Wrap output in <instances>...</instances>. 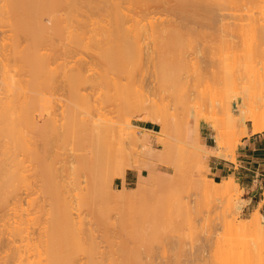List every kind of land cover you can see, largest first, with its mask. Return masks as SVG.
Returning a JSON list of instances; mask_svg holds the SVG:
<instances>
[{"label":"bare ground","instance_id":"6f19581e","mask_svg":"<svg viewBox=\"0 0 264 264\" xmlns=\"http://www.w3.org/2000/svg\"><path fill=\"white\" fill-rule=\"evenodd\" d=\"M219 1L220 0H218L217 1L218 3H217V2H214L213 0H0V31L3 34H5V36L1 37V39H0V215L3 214L1 216V218H0V222L3 219L5 220L6 216L9 217L7 214H9L11 211H12V213L14 215H16V216L18 215L17 216L18 219H16V220L14 219V218H16V216L13 217V219H14L13 222L10 221L11 219L8 220L9 222H7V219H6L4 224L0 225V240H4L5 239V240H8V242H9L8 243L9 244L8 245V250H5L6 252L4 251L5 254H3L2 250H1L2 252H0V264H36V263L40 264L39 261L31 262L30 257L28 256L29 257V259H28L27 254H26L27 253L26 251H28L26 249V247L30 248V246H31V244H30V246L28 244L26 245V241H27V239H30L31 242H32V238H30L31 236L29 237L30 233L29 234L26 233V231H27V229H26V220H24V219H26V218H24V215L26 214L25 213L26 209L23 206L22 201L20 199L21 198L20 196L22 194L21 191L24 188H25L24 189L25 191H26V188H27V190L30 187H31V189H33L32 188L33 185L31 186V184H29V186H28L27 183L25 182L26 179H28V177H26V176H28L26 174V170H27L28 166L24 167V166H26L24 158L28 155V153H29V157L30 156L33 157V155H31V151H33V150H34L33 151L34 152V157H37L35 159H39L40 160V163H39L40 165L38 163L37 164L40 167L39 169H41L40 172L42 173V175H40V176L41 177L43 176V179H44V180L42 179L43 180V182H42L43 186L40 184L41 182L39 183L40 186L43 187V188H41V189H43L41 191H44L45 197L48 196L47 198H49L51 200L52 207H53V209L52 208L51 209L53 210V212H55V215H56V217H55V215L52 217L51 216L52 211L49 212L46 209H44V210L47 211L46 214L50 213L49 214V216H50L49 224L50 223L54 224V228H52V229H54V230L57 229V232L50 230L51 233L55 232V234L53 233L54 234L53 236H52V234L50 235L48 228L53 227L52 226L53 224L52 225L50 224V226L47 227L48 232H46L47 233L46 236L44 235L46 237V238L45 237L44 238L47 239V242H46V240H44L45 244L47 243V245H45L46 246L45 247L46 248L45 252H46V254H48L45 257L48 256V257H50V259L52 258V260H50L47 257L49 259V261L47 259L46 260L48 262H50V264H52V261H53L54 264H143L142 261L139 262V260L137 259V258H140V257H138L136 255L137 253H139V252H136V251L133 253L131 251L128 252V251L122 250L123 253L121 255H118L119 257L118 256L114 257L113 255H115V254L111 255V254L108 253L109 255L106 254L107 256H105V254H104L105 252L101 253V251H100L101 246H99L97 241H95L96 238L93 237V236H95L94 234H92L94 232H91L88 229V232L89 231L91 232V234L90 233L89 234L91 235L92 238L89 237L90 235L87 236V235L84 234V233H86V228H87L86 226H84V222H85V225H86L87 220L86 221L83 220L84 222L82 221L83 222V224H82L81 221H80V215H78V214H77L78 215L77 219H79V221L81 223V227H80L79 223H78V226L81 229L82 228L84 229L85 227L86 228L84 230L82 229L84 232L81 231L80 229H79L80 231L75 232L73 230L74 221L76 219L74 214L76 213L75 210L77 208H75L76 207L75 204L73 206V200L75 201V199H76L75 203L79 204L80 207L81 206L83 207V205H86V204H88L90 202H93L95 200H100L103 197L105 198V196L109 193V191L112 192V191L115 190V189H113V181L116 179V177H119L120 175L122 176L124 174V172H118V174L117 173L113 174L112 171L109 172L113 168L110 169V167L109 168L107 167L108 169H105L104 166H103L104 161H106L105 162V164H106L107 160H108V158L104 160V155H105V158H106V156H108V155L110 156L113 153V151H112V147L113 146H112V143H111L112 140L109 139V137L110 136H113V137L119 136L121 138L122 135H124V128L122 127L123 125L122 126L120 125L118 127H117V125L115 126L114 124L117 123L118 121L115 122V121L111 120L112 118L111 119L109 118L110 120L107 119L108 116H109L108 114H107V117H106L105 121H108V120L111 121L110 123L109 122L108 123L110 125H114V126H110L107 122H105V124L103 122V124H102L101 120L93 122L94 114L96 112V109L98 108L97 107L98 102H97V104L95 103L96 105H94V100L92 101L91 98L89 99V97H90V95L94 96L95 93L98 95L97 92H100V91H97L99 86L96 85L97 86V89L95 90L96 92H94L93 87H91V89H93L94 95H92L91 92H90L89 96L86 95L88 91L87 92L85 91L86 94H82L80 92V88H82V89L84 88V90L87 89V84L89 83V87L94 85V82H95L96 79L100 80V82H102V84H106L107 85L108 79L105 77V75L107 77H109L108 73H111V74H113L116 77L118 76L117 79L123 77L120 74H126L127 75L129 73V74L132 75L133 73H135V69H137L143 63V59H144V57H143V55H144L143 54V48L144 47L142 48V46L144 45L145 42H148V41L153 42L154 48L152 47L153 49L152 48L151 49L155 50L156 54L160 50L162 52V55H159L160 52L158 53L159 56L157 55L158 57L161 58L158 61L159 62L158 65L156 63L158 68L155 67L156 65L153 64L154 68L155 69L157 68V73L158 74H156V75H157V77L159 76L160 80H162V82L160 81L161 83H163V82L167 83V81H169L173 77L174 78L171 79V81H174L176 79H181L182 80V78H186V77H184V75L185 76L187 75V77H190L191 79L193 78L192 77L193 75H196L198 77H205V79H207V81L204 80L206 85H207V86L205 85L206 86L205 88L208 87L209 89H212V90L214 89V91L217 90V92L216 91L215 92L217 94H221L222 95V96L219 95L220 98H219V96L216 98L215 97L216 93L213 94V95L211 94L210 96L214 97L215 100L217 99L216 101L209 97L210 98L209 99L210 100L209 103L211 104L212 102L213 103L215 102L214 103L215 107L216 108H220L219 109L220 111H218V113L216 112V114L219 115V116H218V118L216 117L215 119L218 120L221 117L220 114L222 113V111L225 112V110H226L225 113H227L229 111L231 115L230 114H229L230 116L228 114L227 115L225 114V115L229 116V118H231L232 120L229 119L228 117H225L224 113L222 114V117L220 119H222L223 116H224L225 119H223V121H225L226 123L228 122V124H230V125L233 124V123L231 124V122H236V123L240 122V123H242L243 128L241 129L239 136L236 138V140L233 142V144L228 145L227 139L223 140V138L220 137L221 135H223L222 133L220 135L219 133L221 132V130H218V129H220L219 127L221 125H220L219 120L218 121L216 120L215 122L216 123L219 122L217 124L220 125L219 127H217L218 129L215 128V130L217 132V135L215 137L216 138V144L215 145H216L217 148L216 149H212V148L207 147L206 144L204 143V141L202 140L201 135H200L199 126H198L199 123H198V125L195 126L198 129L195 128V130H194V129L191 128L193 126V125L191 126V124L192 123L195 124V122H193V120L194 121L196 120L198 122V120H197L198 118L197 119H192V120L188 119V121L190 120V122H188V121L186 122V121L183 120V119H185L187 117L186 115L183 116V117L182 116L181 117H179V116L176 117V115L180 114L179 113L180 111H179V112H177L178 114H176V115H174L171 112V115L172 114L174 115L173 118L169 117L168 121L165 120V119H167L168 116H170L169 113L171 111V107L174 106L175 110L172 109L174 112H176V110L178 111L179 108L181 110V108H182L181 104L183 103V99H182L183 95L179 99H178L179 96H177V98L175 97L174 99L172 98L171 101H172V103L174 102V104L172 106H171L172 103H170L171 101H169L170 98L169 99L164 98L163 99V103H160V104L158 103V105H157V103H156L157 101L156 100L154 101V99L152 100V98H150L151 101H149L148 100L149 96L146 98L145 97L146 95L144 96L142 94L143 93L142 92L141 94L143 95V97L140 94V97L138 98L139 99V103H140L139 105L141 107L140 110H142V112L139 111V113L141 112L142 115H143V113H144V115H146L147 112H148V114H150L152 112V114L155 115V114H157L155 112H158V113L160 112V114H162V112H164L162 114V116L163 117L166 116V118H162L161 117L162 118L161 119V123L162 124L161 123L160 124L164 128L163 129L161 127L162 128L161 130L163 132H165L166 129L167 130H166L165 133H161L160 132V134H164V136L167 137L172 132L171 130H174L172 133H173L174 136L176 134V137H177L176 139H178V136H180V134L182 136L179 137V138H181V139L185 138V135H184L185 134V130H184V132L182 131L183 133L181 132V130L185 129V128H182L181 130H180V128L182 126H184V124H185L184 122H186L187 124L190 123L189 125H187V127H189V128L186 127L187 128V130H186L187 137H186V142L184 143L185 144V148H186L185 149L186 150L185 151L186 154L188 153V156L189 155L193 156V157L192 156L190 157V160H191V158H193L194 159L193 162H194L196 160V158H194V156L198 155L199 153H200V156H201L200 158L201 159H208L212 155L218 156V157H222V156L225 155V153L222 151L224 145H226L227 147L231 146L235 150V148L240 143V140L242 138H244L247 135V133H248V126H247L248 122L251 123V128L253 129V131L255 133L264 132V79H263L264 78V27H259V25L261 26V23L259 22V18L256 20V21L259 22V24L257 26H254L256 28H254L253 29L254 31H252V32H254L253 33L254 34V36H253L254 37V41L252 42V44H251V46L249 47V50H248L249 58L248 57L247 58H248L249 61L247 60V63L248 62L249 63L247 65L243 64V62H242V58L244 59L245 56H246V54H242V53H244L243 52L244 51L243 48H241L243 51L238 50L237 47H236V44L234 43V39L232 40V38L230 37V39L227 40V38H229V37H227V36L226 37L225 36L222 37L223 33L220 31L219 35L217 33L218 36H216V34H215V36L221 38V41H223L222 39H224L225 43L224 42H222V43L225 44V45L223 44V47L224 48L226 47V48L225 49L221 48V50L219 48L217 49V51L219 50L218 52L221 51L220 52L221 55H220L219 58H215L216 55L212 56V58L214 57L216 60L215 59L214 60L210 59V61L209 60L206 61V59L204 60V58H202L203 60L201 61V59L199 58L197 61H200V62H196V63L192 62L193 64L190 63L192 67H190V64H187V65H189L187 67L190 68V70H188L189 72L185 71L183 73V70L186 68L185 67L182 70L181 73H179L180 70L178 71V73H177L178 75L174 74V72L172 73L175 76L177 75L176 78H175V76H172V74H171V78L170 79H169V75L170 74H167L168 76L166 77V71H167V69L169 67V63L165 64V63H167L166 60H168V61L170 60L171 62L170 61L169 62L171 64H174L175 60L174 61L171 60L173 58H172V56L170 54L172 53V51H175V49L183 47L182 44L185 42L183 40L185 35L186 34L190 35L191 32L194 31V30H192V28L190 26L191 23H194V24H197V25L198 24H202L205 27L206 23H208V22H210L211 24L215 23L216 26L220 22H222L220 25L224 24L223 26H226V28L228 26H229V28L233 27V26L235 28V26H236L237 27L236 29H239L240 25H238L239 26L238 27L237 23H236V25H232V22H231V24H227L226 23L227 25L225 23H223L225 18L229 16L228 14H227L226 17L223 16V18L220 19L219 18L220 16L218 15L219 16L218 17L215 14L216 12L213 13V11H212L213 2H214V5L221 4V5H219L220 8L222 6H224L223 4L225 3V1L223 0L224 1V3L222 2L223 4L221 2H219ZM236 1L237 0H235V2ZM240 1L238 0V3ZM245 1L247 2V0H245ZM245 1L243 3H246ZM250 1H253V0H250ZM228 2H230V1H228ZM233 2H232V4H233ZM258 2H262V1L259 0ZM263 3L264 2H262V5H263ZM258 4H259V6H261L260 3H258ZM218 5L216 6L217 8L219 7ZM228 5H230V4H228ZM225 6H224V8H225ZM241 6H238V7L240 8ZM254 6L253 5H252V7L250 6L251 9H249V10L252 11L253 10L252 8ZM256 7H258V6H256ZM84 8L86 9L87 12L91 13V16L89 15V13L84 11V12H86L88 14V16H87L85 21H82L85 18L81 17L83 19L80 20L82 22L79 23L78 18L84 13L82 11ZM162 8H163V10L166 11V14L168 13L169 16L170 15L171 16L174 15V16L178 17V19L180 18L181 19V23L179 24L176 20H173V19L172 20H165V19L161 20L160 18H157L158 17L157 16L158 15L157 11H159V9H162ZM224 8L222 10H224ZM227 8H228V6H226V8H225L226 11H227ZM235 8L236 7H234L233 10ZM243 8H245V7H243ZM231 9H228V11H230ZM260 9H262V7L259 8L258 10L260 11ZM79 10L81 11L82 14H80V16L78 17L77 15H78V12H80ZM237 10H239V9H237ZM244 11H245V9H244ZM86 13H84V15ZM200 13H202V16H201ZM220 13L222 14V12H220ZM235 13L237 14V11H235ZM250 13L252 14V12H250ZM250 13L249 14L246 13L250 18L251 17L253 18L254 16H255L254 18L258 17V16L254 15V14H253V16H250L251 15ZM94 15H98L99 17H101V19L98 20V21H94V20L92 21ZM214 15H216L218 18H216ZM239 15L243 16V14H239ZM257 15H259V13ZM174 16H172V17H174ZM242 16H239V17H242ZM259 17H260V19L264 18L263 16L261 17V14H260ZM163 18H165V17H163ZM230 18H228V19L226 18V19L229 20ZM247 18L248 17H244V18H242L240 20H243V19L246 20ZM216 19H220L222 21L218 20L219 21V23H218V21L216 22ZM245 20H243V21H245ZM248 20H249V18H248ZM76 21L78 22V24H81V25L76 27L77 26V22ZM75 22H76V26H75ZM252 22L254 24L250 22L251 24L249 23L250 24L249 26L255 25V24L258 23V22L255 23V19ZM202 25H201V27H202ZM263 25H264V22H263ZM199 27H200V25H199ZM231 30H233V29H231ZM244 31H246V30H244ZM252 32H250V33L252 34ZM200 33L203 34V32H200ZM238 34L236 36H238ZM248 36L250 37V35H248ZM246 37H247V35H246ZM86 38L89 39L91 47H92V43L94 44V49H92L95 52L94 53L95 54L94 58H97L100 61L101 64H104V67L107 70V73L106 74L104 73V76L102 75L103 74L102 72H101L102 74H100L98 71H97L98 78H95V75L97 73H95V75L93 74L94 76L91 75L89 73V71H92V70L96 71V69L95 68L94 69H90L91 63L84 62V59H82V60H77L76 59L77 61L75 60V61H71L70 62V61H67L68 57H69L68 58L69 60L71 59L70 55L67 57V53H64L63 55H61V57L58 54L56 43H58V46H59V42L68 41V43H67L68 46H69V43L71 44L70 48L72 47V44L74 43V46L71 49V51H72V50H74V47L76 46V43H79V42L85 40ZM240 40H242V39H240ZM240 40H239V42H240ZM89 42L86 41L88 46H89ZM213 42H215V40ZM226 42L229 43L228 46H227ZM86 43H85V45H86ZM250 43H251V41L249 42V44ZM190 44H191V42H190ZM215 44H216V42H215ZM60 46H61V44H60ZM63 46H64V44H63ZM209 46H210V44H209ZM80 47H82L81 44H80ZM64 48H66V45H65ZM75 48H78V47L76 46ZM204 49L205 48H203V50H202V48H201L200 50H202V52H203ZM208 49H206V50H208ZM213 49L215 50V47ZM222 49L224 50V53H223ZM244 49L247 50V48H244ZM44 50H46V52H43ZM48 50H49L50 53L48 52ZM60 51H62V50H60ZM72 52H71V54H72ZM153 52L154 51H152V53ZM208 52H211V51H208ZM91 53H93V52H91ZM149 53H151V52H149ZM155 53H153V54H155ZM153 54H150L151 56L148 55L147 56L148 58L146 57L147 60L149 59V57H151L152 61H155V59H154L155 57L153 58V56H152ZM205 54L207 55L208 53L205 52ZM206 55H205V57H207ZM185 58H182V61ZM60 59L63 61V62L61 61L62 63H59ZM79 59H81V58H79ZM91 59H92V57H91ZM189 60H190V58H189ZM96 61L94 62V64L95 63L98 64V62H96ZM152 61H150V62H152ZM244 61H245V59H244ZM241 62H242L243 66L241 65ZM102 66H100V64H99V69H100V67L102 68ZM141 66H140V68H141ZM104 67L102 68V70H104ZM145 67H147V66L145 65ZM61 70H62V72H61ZM106 70H104V72ZM57 71H58V73L60 71L59 75H61L62 78L60 76H58ZM108 71H111V72H108ZM87 73H89L88 75H90V76H88V75L86 76ZM155 73L156 72H154V74ZM160 74H163L162 78H160ZM180 74L181 75L183 74L182 75L183 77H181ZM135 75H133V76H135ZM152 75H153V73H152ZM133 76H131L129 78L130 81H131V78ZM56 77H58V79H59V77L62 80L64 79L61 83H62V85H64V87L66 86L65 88L68 87L67 90L68 89L69 90L67 91L65 89L66 93H67V96L66 95H64V96L66 98L63 95H61V97L58 95L60 98H58V99L52 98V99H55V101L52 103L51 101H48L47 99H45V97L50 95V98H51L52 95L53 96L55 95L56 89H58L57 86L54 85V87H56V88H53L54 89V94H52L53 91H51V88H49V87H53L52 83L53 84H55V83L57 84V82H59V80H57ZM153 77H156V76H153ZM164 77H165V79H164ZM245 78H246V80H245ZM55 79L57 81L54 83ZM186 79H189V78H186ZM191 79H189V82L187 80V83L192 88H196V86L193 87V85L198 83V82L195 83L197 78L196 77L194 78L196 80L193 79L194 80V84L192 83L193 85L191 84V82H193V80H191ZM98 80H96V82H98ZM171 81L169 83H171ZM100 82H98V83L101 84ZM132 82L133 81H131L130 83H132ZM134 83H135V81H134ZM134 83H132V85H134ZM126 84H128V81H126ZM136 84H138V83L136 82ZM165 85L166 84H164V86ZM82 86H84V87H82ZM96 86H94V87H96ZM107 86H110V84H108ZM139 86H141V85L139 84ZM60 87H59V89H60ZM128 87H129V85H128ZM131 87L133 88L134 86H131ZM165 87H168V86L166 85ZM215 87H218L220 89L219 90H218V88L215 89ZM48 88H49V90H48ZM122 88H125V85ZM205 88L203 87L202 89H204V90H202V91H205V93H206V90L208 88L207 89H205ZM44 89H46V91ZM62 89L64 91V88H62ZM119 89L117 90V92H116V90L114 91L117 94H119L118 96H116V94H115L116 99H115V97L114 98L112 97V98H113V100H118L120 98L118 100L120 102V101H122L124 95L128 92V89L130 90V88L124 89V90H127V92L125 94H124V92H125L124 90H123L124 92L123 91L118 92ZM42 90H44L45 92L44 91L42 92ZM103 90H105V89H103ZM136 90L137 89H135V93H134L135 96L134 97L138 96L139 93H140V92L137 91L138 94H136ZM194 90L195 89H193V91ZM256 90H257V92L255 93ZM214 91H213V93H214ZM46 92H47V96H44V95H46ZM110 92L111 91H109V94H110ZM208 92L210 93L209 90L207 91V93ZM49 93H51V94H49ZM57 94L58 93H56L55 97L57 96ZM106 94L107 93L105 92V96H106ZM97 95L95 97H98ZM121 96H123V97H121ZM142 98L144 99V101L142 100ZM232 98H234V100ZM100 99L101 98L98 99V101H100L99 103L104 104L105 100L103 99L104 100L103 101L102 99L101 100ZM127 99H129V98H127ZM130 99H131V102H132L134 98L133 99L130 98ZM56 100L60 101V103H59L60 105L58 104L59 105L58 107H61V109L63 108L64 111L66 110L65 112L62 111L63 113H61L62 117H65L66 121H67V122L65 121L66 122L65 124H64V122H63V124L60 123L62 126L60 124L59 125L56 124L58 121H60L59 119L57 120V118H59L58 117L59 115H57V113H56L57 111L55 112V110H57V108L54 107L58 103V101L56 102ZM125 100L126 99H123V101H125ZM179 100H180V102H179ZM184 100H185V98H184ZM186 100H187V97H186ZM136 101L134 99V103ZM185 101L183 103L184 106L186 104ZM189 101H191V99ZM193 101H195V97H194ZM128 102H130V101H128ZM143 102H145L144 104H146V105H144ZM201 102H204V101H201ZM201 102H200V106L202 104ZM149 103H151V104H149ZM152 103H154V104H152ZM197 103H196L195 110L197 108ZM53 104H55V105H53ZM107 104H108V101H107V103L105 105H107ZM120 104L117 103L118 106ZM142 104L144 106H142ZM210 104H208V106ZM100 105H99V108H101ZM105 105H103L104 108H105ZM117 105H113V106L116 107ZM124 105H128V104L124 103ZM124 105H123V107H124ZM133 105L129 104L128 107L127 106L126 107H127V109L128 108L129 109L133 108L134 110L137 109V112H138L139 108H137V106H138L137 102L135 103L134 107H130V106H133ZM176 105L177 106L179 105L181 107H179V106L177 107ZM192 105H194V104H192ZM110 106H112V104H110ZM121 106H122V104H121ZM203 106L204 105H202L200 107V109ZM56 107H57V105H56ZM109 107H107V110H106L107 113H109L108 111H111V110H108ZM143 107H145V108H143ZM175 107H177V108H175ZM211 107H212V104H211ZM215 107H212V108H215ZM189 108L191 109V107H189ZM133 109H131V110H133ZM185 109H186V107H185ZM205 109H202V110H205ZM51 110L53 111L52 112L53 113V117L56 116L55 119L52 118L54 121L56 120L53 123H55L57 125V127L59 126L58 129H57L56 125H55V128H54V125L51 123L52 124L51 125L52 128L51 127L50 128H51V130H54L51 133L54 134L55 130L59 131L60 127L63 130V131L61 130V133H60V131L59 132L57 131L54 134L56 136L57 141H59V142H57V143H55V142L53 143L52 142V143H53V145L56 144V148H58L57 144L59 145V143L63 144V142L67 143L68 141H70V145H71L72 140H74L72 143L75 142V145H76L75 149L72 146L74 144L69 146L68 144L65 143L64 146L68 145L67 146L68 149H66L65 151L66 152L69 151L70 147H71V149L74 150V153L72 155H75L76 152H77V154H76L77 157L76 156H73V157L77 158V163L79 161L81 163L80 165H82V164L84 165V166L82 165L83 167L82 166L79 167V169L80 168L85 169L86 171H82V172L85 173L84 176L86 174H88V176H85V177L89 178V179L88 178L87 179L84 178L85 180H89V181H84V182H86L85 183L86 186L84 185L85 187L82 186L84 183L80 179L81 174H80L79 178L75 177L76 179H74L75 180V185H76L75 187L72 186L73 184L71 182H65V180L67 178H69V176H67V175H66V179L64 180V182L62 181V179H64L63 177L61 179V182H60V180H57L58 177L55 178V176H59L58 172L63 170V169H60V170L58 169L59 170L58 171L56 169V167H55V169L58 172L55 170L56 172L54 171L53 175H52L51 171L54 170L52 167L54 166V162L57 163L56 162L57 160L53 162L52 161L53 159H52L50 162L51 163L53 162V165L52 164H51V166L47 165V163H48L47 160H46L47 163H45V161H44L45 158H47V157L43 158V155H42L43 160L40 158L41 154H43V152L40 154L39 153V149H37L38 152H36V150L34 149L33 146H31L30 144H27V140H30L29 138H31L32 136L27 137L26 136V132L28 130H30V129H34V131H36V128L39 126L38 124H41L40 122H42L41 119H43V118H45L46 116H49V115H50V117H52L51 116V114H52ZM198 110H199V108H198ZM208 110L210 111V108H208ZM186 111H184V112H186ZM199 111H201V110H199ZM209 111H208V114H209ZM99 112L100 111H98V113L96 112L97 116H95L96 118L94 120H98L99 115L102 113V112L101 113H99ZM112 112L113 111H111L110 113L112 114ZM181 112H183V110ZM201 112H199V113H201ZM59 113H60V110H59ZM64 113H65L66 116L63 115ZM104 113H103V115H104ZM122 113H123V111H121L120 114H122ZM126 114H129V113L127 112ZM189 114H190V112H189ZM189 114H188V117L191 116ZM142 115H141V117H142ZM217 115H214V116H217ZM123 116H124V114H122L121 118ZM126 117H124V118H126ZM135 117L137 118V116H135ZM175 117H176V119H174ZM195 117H197V116H195ZM65 118L63 119V118L60 117V119H63V120H65ZM180 118H183L182 121H180ZM226 118L229 121H227ZM47 119H49V117L46 118V121L43 120L44 122H42V125H46V126H48V124L50 125V123L48 122ZM100 119H103V118H100ZM104 119H103V121H104ZM63 120H61V122ZM169 120L171 121V123H169L170 122ZM176 120H177V122H176L177 125H173ZM51 121L52 120H50V122ZM165 121H166L167 125H163V123ZM223 121L221 120V123ZM45 122H46V124H45ZM212 122L214 123V121H212ZM111 123H113V124H111ZM180 123H181V126H180ZM168 124H170V126H168ZM63 125H66V126H63ZM166 126L170 127V129L168 127L165 128ZM175 126L179 127V128L175 129ZM44 127L45 126H43V130L44 131L42 129H41V131L47 133V131L50 130L49 126L47 127V129H45ZM39 130H40V128L38 129V131H36L35 136L37 137V134L39 133L40 136L38 135L39 136L38 138H40V137H42L41 139L46 138L45 133L42 134V132H41V134H40ZM168 130L171 131V132H168ZM196 130H198V131H196ZM34 131H32L33 133L31 135H34ZM130 132H128V133H130ZM177 132H178V135H177ZM29 133H30V131H29ZM51 133H50V135H51ZM57 133H59V135L62 134L63 137L65 136L64 138H66V135H67L68 140L66 139V140H63V142H61L60 140H62V138L59 139V135L57 136ZM166 133L168 135H166ZM171 134L168 137L169 138L172 137V138L175 139V137L173 135H171ZM42 135H44V137ZM129 135H131V134H129ZM129 135H128V137H132V139H135V138H133V137H135V135H133V134H132L133 136H129ZM183 135H184V137H183ZM106 137H107V139H106ZM124 137H122V139ZM168 137L160 139V143L162 144L165 152L169 153V154H172L173 160H174V157H178L179 156L178 158H180V155L183 152L182 153H181V151L178 152L177 148L181 147L182 150H183L184 149L183 148L184 144L182 143L183 145L181 144L182 145L181 146L179 144V142L181 140L178 139L179 141H175V142L178 143V147H177L174 144L175 142L173 143L174 140L173 139H169ZM33 139H34V136H33L32 140ZM108 139L111 140V141H109ZM32 140H31V143L34 144V142H36V141L33 140L34 142H32ZM43 140H45V139H43ZM102 140H103V143L101 144V147L102 146L103 147H102V150L100 152H102L103 149H105L107 147V142L106 141L109 142L110 146L108 145V147H110L111 150L108 149V150H110L108 152L109 154H104L105 151H103L102 153L104 155L102 153H100V152H99L100 155H97V153L95 154L93 152L100 146L99 143H101ZM147 140H148V138L146 139V141ZM171 140H173V141H171ZM45 141L46 142L42 143V145L44 144V146L47 143V139ZM104 141L106 143H104ZM117 141H119V139ZM146 141L144 142L145 144L147 143ZM137 142H139V141H137ZM137 142H136V144H137ZM182 142H184V141L182 140ZM38 143H39V141H38ZM28 145H30V146L28 147ZM47 145L48 144H46V148L48 147ZM148 145H150V144L148 143ZM49 146H50L49 148L51 149V147H52L51 144H49ZM61 146H63V145H61ZM104 146H106V147L104 148ZM28 148L30 149L29 151H27ZM63 148L62 147L60 148L61 151L58 149V152L60 151L62 153V149ZM124 148H126V147H124ZM50 149L48 150V148H47L45 150L46 153H47V150L49 152ZM98 149H101V148L99 147ZM149 149H151V148L149 147ZM173 149H175V150H173ZM176 149H177V152H175ZM54 150L56 151L57 149H54ZM73 150H70L69 152H71V151L73 152ZM123 150H125V149H123ZM26 151H27V153H26ZM80 151H82V154L80 153ZM97 151L98 150H96V152ZM149 151L150 150L146 151L147 154H149V155H147L148 159L154 160V156H152V154H150V153H153L152 150L150 152ZM173 151H174V153H173ZM78 153L81 155V157L78 156ZM176 153L178 154V156H176L177 155ZM186 154H184V156L182 158V161H183V159L184 160L188 159L187 158L188 156ZM128 155H127V157H130ZM182 155H181V157H182ZM21 156L23 157V159L21 158ZM38 156H40V157H38ZM119 156H120V152H119V155L117 157H119ZM147 156H146V158H147ZM236 156L237 155H236V153L234 151L228 156L229 157L228 160L233 161V160L236 159ZM54 157H56V154L54 155ZM78 157H79V159H78ZM111 157L112 156H110L109 160L119 164L118 163L119 161L117 160V158L114 157V155H113L114 158L113 157L111 158ZM122 157H124V156H122ZM80 158H82V159H80ZM87 159H91V161H89ZM94 159H96V161H94ZM176 159L177 158H175V161H176ZM83 160L86 161L85 162L86 164L83 163ZM116 160L118 162H116ZM158 160H160V157H159ZM161 160L159 162H161ZM173 160L171 161V163H174ZM180 160H181V158L177 159L178 162H176V164H175V168L176 169L178 168L177 171L180 170L179 169L180 165H181ZM29 161H31V160H29ZM111 161H109V162H111ZM123 161L124 160L120 161V164L122 166L120 167L119 170H121L123 168V164H122ZM129 162H131V161H129ZM191 162H192V160H191ZM196 162L197 161H195V163ZM26 163L28 165V161ZM35 163H34L33 166L37 165V164L35 165ZM41 163H43V164H41ZM108 163L106 164V166H108L110 164V163L109 164ZM135 163L138 165V168L140 169V165L141 164H139V160H136ZM146 163H148V166L144 167L143 170L148 172L151 169L150 167H151V165L153 163H151V162H150L151 164L149 162H146ZM179 163H180V165L178 167ZM195 163H193V164H195ZM131 164H133V163H131ZM162 164L164 165V163H162ZM72 165L73 164H71V166ZM76 165H79V164H76ZM129 165H127V166L129 167ZM43 166L46 167L47 169L43 168ZM168 166L169 165H167V167ZM72 168H73V166L71 167V170H73V172L75 173L74 168L73 169ZM76 168L77 167H75V169ZM117 168H119V167H117ZM125 168H126V166H125ZM147 168L149 170H147ZM67 169H70V166H68ZM36 170H37V168H36ZM36 170H35V172H36ZM116 170L117 169H115L114 171H116ZM123 170L124 169H122V171ZM194 170H195V167H194ZM77 171L78 170H76V173H77ZM40 172H38V173H40ZM48 172H50V173L48 174ZM64 172H67V174H68L67 170L64 171ZM150 172H151V170H150ZM24 173L26 174V176L24 175ZM27 173H29V172L27 171ZM31 173H32V171H31ZM59 173H62V172H59ZM77 175L78 174H75V176H77ZM147 175L148 174H144V175L140 174V176L145 180V182H146V180L147 181H150L151 179L155 180V179L151 178V176H147ZM50 176H51V178H50ZM53 176L55 178L54 180H53ZM60 177H61V175L59 176V179H60ZM71 177H70V180H71ZM35 178H37V177H35ZM173 178H175V177L173 176ZM37 179H39V177ZM67 180H69V179H67ZM77 181H78V183H77ZM197 181L199 183V181L202 182L203 180L200 177H198ZM87 182L89 183V185H88L89 187L87 186V184H88ZM66 184L67 185L69 184L71 186L70 188H72V187L76 188L77 187V189L79 190L81 195L78 194L79 192L77 193L76 196L73 195L72 191L74 189L72 188V190H71L69 188V185H68V187H66L67 186ZM77 184H78V186H77ZM80 184H81V186H80ZM210 184L215 185L216 187H218L221 190L223 198H224L225 201H228V197L230 199V197L235 195V194L234 195H232V194L239 190V185L233 178H229L228 180H225V181H222V182H216V181L212 180L210 182ZM201 186L203 187V185H201ZM34 187H35V185H34ZM140 187H143V186H140ZM198 187H200V185H198ZM36 188L38 189L39 187H37V185H36ZM83 188H84V190L80 191ZM86 188H87V190H86ZM165 188H167V187H165ZM66 189H68V191ZM69 190L72 193H69ZM78 190H76L74 192H77ZM85 190H86V193L84 194L83 192ZM168 190H170V189H168ZM34 191H35V189H34ZM38 191H40V188L36 192H38ZM123 191L125 192V189H123ZM144 191H145V189H144ZM163 191H165V190H163ZM67 192L69 193V195H68ZM121 193L122 192H120V194ZM141 194H144V193H141ZM70 195L72 197H75V199L74 198L72 199ZM78 195L81 196V197H79ZM77 196L79 197L78 199H77ZM35 199L36 198H34V200ZM126 199H128V198H126ZM231 199H233V197ZM31 200H32V198H31ZM37 201H38V199H37ZM40 201H42V200H40ZM175 202H177V200H175L174 203ZM99 203H100V201H99ZM179 203H180L179 206L183 210H184V208L187 210V212L185 210V215L188 216L190 210H188V207H187L186 203H184V202L181 203L180 201H179ZM38 204H40V202ZM43 204H44V202H43ZM49 204H51V203H49ZM49 204H47V205H49ZM145 204L146 203H144V205ZM175 205L176 206L173 207V208H176L178 210L181 209L177 204H175ZM36 206H38V205H36ZM45 206H46V203H45ZM96 206H98V205H96ZM108 206L104 205L103 207H108ZM139 206H140V204H139ZM147 206H148V204H147ZM49 207H51V206H49ZM133 207H135V206H133ZM242 207H243L242 205L241 206L238 205L237 206V210L241 211ZM8 208H9V210L7 211ZM38 208H40V207H38ZM78 209H79V207H78ZM135 209H137V208H135ZM103 210H99V212L103 213L104 212ZM174 210L175 209H173V211ZM74 211H75V213H74ZM1 212H2V214H1ZM45 212H43V213L45 214ZM112 212L116 213L114 211H112ZM112 212L110 213V215L113 214ZM144 212H146V211L142 210V213L140 214V210L137 211L136 212V213H138V214H136L137 216L136 215L133 216V220L134 219H136V220L129 221V225L131 224L130 227H132V224H133V226H135V227H133V229L131 228L132 231L138 230L139 226L141 227V225H140L141 222L144 223V221H147L148 219L149 220L146 223L149 222V224H151L150 222H151L152 219L148 218L149 216H147V218H145L146 215L144 217L142 216L144 214ZM149 212H150V210H149ZM172 214H174V212ZM84 215H86V213L83 214V216ZM103 215H104V213H103ZM139 215H141L142 217L139 216ZM161 215H163V214L161 213ZM47 216H46V219H47ZM49 216H48V218H49ZM97 216H98V214H97ZM172 216H174V215H172ZM39 217H40V215H39ZM103 217H105V216H103ZM103 217L101 216L100 218H103ZM108 217L109 216H107L106 218H108ZM32 218L34 219L32 221L35 222V218L34 217H32ZM106 218H104V219H106ZM167 218H169V216ZM262 218H263L262 214L257 210L256 213L252 214L247 219V222H246L247 225H245V226L243 225L244 229L242 228L243 231L247 232V230H248V231H251L253 233L252 234L253 235L252 238H254V240L253 241L251 240V241H252L253 245L256 244V246H253V245L250 246V244H249V246L251 248H253V250L250 249V251L248 252L247 249H246V250H244V253L242 251H240V250L237 251L238 253H236L234 251L235 252V254H234V252L232 251V247L236 249V247L234 245L238 246L239 243L238 244H234L236 238L228 239V241H226V243H223V245L219 247V249L220 248L221 249H220L219 253L216 255V256H218L217 258H218L219 264H251V261L253 263L256 260H260L261 253L263 251L262 249L264 248V225H262V222H261ZM82 219H84V217H82ZM158 219H159V217H158ZM187 220H189V216H188ZM45 221H47V220H45ZM48 221H49V219H48ZM101 221H103V220H101ZM133 222L134 223L136 222L135 224L137 226ZM227 222H228V224H227ZM227 222H226V224L228 226H230V224H232L231 221H227ZM121 223H120V225H122ZM38 224H39V222H38ZM44 224H46V222ZM44 224H42V225H44ZM91 224H93V222ZM57 225H59V226H57ZM46 226H48V225H46ZM69 226H71V227H69ZM100 226H102V225L100 224ZM126 226L128 227V225H126ZM233 226L235 227L234 221H233V224L230 227L233 228ZM239 226L241 227V225H239ZM58 227H59V229H58ZM123 227H122V229L125 230V231L127 229L129 230V228H130V227H128L126 229L125 225ZM38 228H35V230L37 229V231H38ZM90 228H91V226H90ZM232 228H230L228 230V232H232V230H231ZM237 228L235 227L234 230H236ZM42 229H43V227H42ZM245 229H247V230H245ZM29 230H31V229H29ZM41 231L42 230H40V233H41ZM45 231H46V229H45ZM79 232L84 234L86 237H84L82 234L79 235L78 234ZM31 233H33V232H31ZM43 233H44V231H43ZM130 233H131V235H134V234H132V232H130ZM26 234H28V235L26 236ZM37 234H38V232H37ZM86 234H88V233H86ZM231 234H233V232L230 233V235ZM235 234H236V232L234 231V235ZM246 235L247 234H245V237H246ZM80 236H82V238ZM226 236H229V234L228 235L226 234ZM32 237H34V234H33ZM42 237H43V234H42ZM95 237H97V236H95ZM235 237H237V234H236ZM38 238H39V236H38ZM85 238L86 239L89 238L88 242L86 241ZM237 238L240 239L241 236H239ZM33 240H34V238H33ZM240 240H242V239H240ZM245 240H248V239H245ZM245 240H244V242H245ZM41 242H42V240L40 241V243ZM239 245H241V244H239ZM32 246H33V244H32ZM249 246H246V243H245V247L249 248ZM40 247H39V249H40ZM125 247H123V248H125ZM123 248H121V249H123ZM39 249H37V250H39ZM245 251H246V253H245ZM252 251H254V252L256 251V252L254 253ZM37 252L38 251H36L35 255L37 254ZM40 252L42 253L43 249ZM30 253L31 252H29V254ZM65 253H66V255H62L61 256V254H65ZM120 253L121 252H119V254ZM255 258H256V260H255ZM34 259H37V258L34 257ZM43 261L44 260H42L41 263ZM48 262H46V264ZM43 264H44V262H43Z\"/></svg>","mask_w":264,"mask_h":264},{"label":"rangeland","instance_id":"374dc122","mask_svg":"<svg viewBox=\"0 0 264 264\" xmlns=\"http://www.w3.org/2000/svg\"><path fill=\"white\" fill-rule=\"evenodd\" d=\"M214 2H217L218 0H213ZM224 1H225V3H224ZM220 0L219 2H223L222 4L225 6H228V8H227V11H226V6H225V8H224V6H222L223 8H224V10H222L223 8L221 7L220 8V6L219 5H221V4H216V5H214V2H213V5H212V11H213V13L214 12H216L215 14L220 18V19H222L223 18V16H227V14L229 15L228 17H226L227 19L228 18H230L229 20H227L225 17V20L223 21V23H227V24H231V22H232V25H236V23H237V26L238 25H240V27H239V29H236L237 27L235 26V28H234V26L233 27H230L229 28V26L226 28V26H223V25H220L222 22H220L219 23V21H222V20H220V19H216V22L218 21V27L216 26V24L215 23H210V22H208V23H206V25H205V27L202 25V24H194V23H191V28H192V30H194L193 32H191V34L190 35H188V34H186L185 35V37H184V43L182 44V46L183 47H180V48H178V49H175V51H172V53L170 54L171 56H172V58L173 59H171V60H175L174 61V64H171L168 60H166V62L167 63H165V64H168L169 63V67H168V69H167V71H166V77L168 76L167 74H170L169 75V79L171 78V74L174 72V74H177L178 73V71L180 70V72L179 73H181L182 72V70H183V73L185 72V71H188V70H190V68L189 67H187V66H189V65H187V64H193L192 62H200V61H197L199 58L201 59V61L203 60L202 58H204V60L206 59V61H210V59H212V60H214L215 58H219L220 57V52H218L217 51V49L219 48L220 50H221V48H224L223 47V44L225 43L224 42V39H222L223 41H221V38H219V37H216V36H218L219 35V33H220V31L223 33V35H222V37H229V38H227V40L228 39H230V37L232 38V40L234 39V43L236 44V47H237V49L238 50H241V51H243L244 53H242V54H246V56H245V61H244V59L242 58V62H243V64H245V65H247L248 63H247V60H248V58H249V56H248V50H249V47L251 46V44H252V42L254 41V32H252V31H254L253 29L254 28H256V27H254V26H257L258 24H259V22L261 23V26L259 25V27H264V25H263V20H264V18H261L260 19V14H261V17L263 16L264 17V3H263V5H262V2H264V0H261L262 2H258L259 0H253V1H248L247 0V2L245 1V0H239L240 2L238 3V0L235 2V0ZM228 1H230V2H228ZM246 2V3H243V2ZM228 2V3H227ZM232 2H233V4H232ZM260 3V5L261 6H259V4L258 3ZM218 3V2H217ZM238 3V4H237ZM228 4H230V5H228ZM219 6L218 8L216 7V6ZM242 5V6H241ZM252 5L254 6L252 9V11H250L249 9H251L250 8V6L252 7ZM234 7H236L234 10H233V8ZM238 6H241L240 8L238 7ZM256 6H258V7H256ZM238 7V8H237ZM243 7H245V8H243ZM262 7V9H260V11L258 10L259 8H261ZM232 8V9H231ZM255 8V9H254ZM228 9H231L230 11H228ZM237 9H239V10H237ZM242 9V10H241ZM244 9H245V11H244ZM233 10V11H232ZM241 10V11H240ZM80 11V10H79ZM83 12L84 11H86V9L84 8L83 10H82ZM235 11H237V14L235 13ZM244 13H243V12ZM247 11V12H246ZM263 11V12H262ZM87 12V11H86ZM86 12H84V13H86ZM158 12V17L157 18H160L161 20H176L179 24L181 23V19L179 18L178 19V17H176V16H174V15H172V16H174V17H172L171 15L169 16L168 15V13L166 14V11L165 10H163V8L162 9H159V11H157ZM220 12H222V14L220 13ZM242 12V13H241ZM250 12H252V14L250 13ZM84 13L82 14L81 13V11L80 12H78V17L80 16V14H82L79 18H78V21H79V23L80 22H82V21H85L86 20V18H87V16H88V14L87 13H89V15L91 16V13L90 12H87L85 15H84ZM165 13V14H164ZM219 13V14H218ZM226 13V14H225ZM243 14V16L242 15H239V14ZM251 14L250 16H253V14L254 15H256V16H258L257 18H250L247 14ZM259 13V15H257ZM201 14V16H202V13H200ZM221 14V15H220ZM263 14V15H262ZM84 15V16H83ZM154 15V14H153ZM168 15V16H167ZM204 15V14H203ZM216 15H214L216 18H218ZM86 16V17H85ZM162 16V17H161ZM222 16V17H221ZM239 16H242V17H239ZM81 17H84L85 19L84 20H82L83 18H81ZM163 17H165V18H163ZM170 17V18H169ZM244 17H248L249 18V20H248V18L245 20V19H243V20H245V21H243V20H240V19H242V18H244ZM90 18V17H89ZM259 18V22L258 21H256L257 19ZM101 19V17H99L98 15H94L93 16V19H92V21L94 20V21H98V20H100ZM234 21H233V20ZM255 19V23L256 22H258L257 24H255V25H251V26H249L251 23H253L252 21ZM263 19V20H262ZM80 20H82V21H80ZM227 20V21H226ZM238 20V21H237ZM252 20V21H251ZM77 22V21H76ZM76 22H75V26H76ZM207 22V21H206ZM229 22V23H228ZM241 22V23H240ZM246 24H245V23ZM251 22V23H250ZM92 23V22H91ZM240 23V24H239ZM250 23V24H249ZM226 24V25H227ZM254 24V23H253ZM81 24H78V22H77V26L76 27H78V26H80ZM199 25H200V27H199ZM201 25H202V27H201ZM263 25V26H262ZM258 27V28H259ZM244 28V29H243ZM252 28V29H251ZM203 29V30H202ZM231 29H233V30H231ZM244 30H246V31H244ZM203 32V34H201L200 32ZM207 31V32H206ZM239 31V32H238ZM239 34H238V33ZM245 32V33H244ZM247 32V33H246ZM250 32H252V34L250 33ZM206 33V34H205ZM217 33H218V35H217ZM238 34V36H236L237 34ZM244 33V34H243ZM250 33V34H249ZM205 34V35H204ZM215 34H216V36H215ZM226 34V35H225ZM203 35V36H202ZM242 35V36H241ZM246 35H247V37H246ZM248 35H250V37L248 36ZM252 35V36H251ZM3 36H5V34H3L1 31H0V39H1V37H3ZM89 37V36H88ZM216 37V38H215ZM221 37V36H220ZM239 37V38H238ZM241 37V38H240ZM246 37V38H245ZM253 38V39H252ZM240 39H242V40H240ZM245 39V40H244ZM248 39V40H247ZM215 40V42H216V44H215V42H213ZM231 40V41H232ZM239 40H240V42H239ZM85 41V42H84ZM86 41H88L89 42V39L88 38H86L85 40H83V41H81V42H79V43H76V46L78 47V48H75L74 47V50H72L71 51V49L73 48V46H74V43L72 44V47L70 48V46H71V44L69 43V46H68V41H63V42H59V46H58V43H56V47H57V50H58V54L60 55V57H61V55H63L64 53H67V57L70 55V60L67 58V61H75L76 59L77 60H82V59H84V62H89V63H91V66H90V69H96V71H94V70H92V71H89V73L91 74V75H95V73H97V71L100 73V74H102L103 76H104V73L106 74L107 73V70L105 69V67H104V64H101L100 63V61L97 59V58H94L95 57V52L92 50V49H94V44L92 43V47H91V44H90V42H89V46H88V44L86 43ZM226 41V40H225ZM238 41V42H237ZM251 41V43L249 44V42ZM190 42H191V44H190ZM207 42V43H206ZM222 42H224V43H222ZM230 42V41H229ZM247 42V43H246ZM85 43H86V45H85ZM214 43V44H213ZM227 43V42H226ZM60 44H61V46H60ZM63 44H64V46H63ZM80 44H81V46L82 47H80ZM147 44V45H146ZM209 44H210V46H209ZM228 44L229 43H227V46H228ZM65 45H66V48H64L65 47ZM225 45V44H224ZM246 45V46H245ZM210 48H209V47ZM212 46V47H211ZM248 46V47H247ZM62 49H61V48ZM144 47V48H143ZM154 48V44H153V42H150V41H148V42H145L144 43V45L142 46V48H143V57H144V59H143V63L140 65L141 66V68H140V66L137 68V69H135V73H133L132 75L131 74H120V75H122L123 77L122 78H119V79H117V77L116 76H114L113 74H111V73H108L107 75L109 76V77H107L106 75H105V77L108 79V83H107V85L108 84H110V86H107L106 84H102V82H100V80H98V79H96V80H98V82H100L101 84H99L98 82H96V80H95V82H94V85H92V86H90L89 87V83L87 84V89H85L84 90V88L82 89V88H80V92L82 93V94H86V92H87V94L86 95H90V92H91V94L92 95H94V92H96L95 90L97 89V86L96 85H98L99 87H98V89H97V91H100V92H97L98 93V95L95 93V95L94 96H91L90 95V97H89V99L91 98V100L93 101L94 100V105H96L97 104V102H98V104H97V109H96V112L98 113V111H100L99 113H101L104 109V111L99 115V117H98V120H94L96 117L95 116H97V114H96V112H95V114H94V119H93V122L95 121H99V120H101L102 122V124H103V122H104V124H105V122H111V121H109L111 118V120H113V121H115V122H117V123H115L114 125L116 126L117 125V127L118 126H122L123 128H124V135H122V137H124L123 139H122V137L120 138L119 136H116V137H113V136H110L109 137V139H111L112 140V151H113V153H112V155H110V156H112L113 157V155H114V157L115 158H117V160L119 161H117L116 160V162H118L119 164H117V163H115V162H112L111 160H109V158H110V156L108 155V156H106V158H105V155L104 154H109L108 152L111 150L110 149V147H108V145H109V142L108 141H106L107 142V147L106 146H104V148L105 149H103V151H105L104 152V154L102 153V152H100L101 150H102V147H101V144L103 143V140H102V142L101 143H99L100 144V148L101 149H96V150H98L97 152H96V150L93 152V153H97V155H100L99 154V152L100 153H102L103 155H104V160L105 159H107L108 158V160H107V163L109 162V161H111V162H109L108 164V166H106V164H105V162L106 161H104V164H103V166H104V168L105 169H108L109 167H110V169L111 168H113V169H109L110 171L109 172H113V174H115V173H117L118 174V172H124V174L121 176L120 174V176L119 177H116V179L113 181V189H115L114 191H112V192H110L109 191V193L105 196V198L103 197L102 199H100V200H95V201H93V202H90V203H88V204H86V205H83V207L81 208L80 206H79V204H76L75 203V201H76V199H75V197H72L71 195V198L73 199H75V201L73 200V206H74V204H75V208H77L75 211H76V213H75V211H74V213L76 214H74V216H75V221H74V228H73V230L75 231V232H77V231H83L86 227V233H88V234H86V233H84L85 235H90L91 234V232H94V233H92V234H94L95 236H97V237H95V236H93L94 238H96V240L95 241H97V243L99 244V246H101V248H100V251H101V253L102 252H105L104 254H105V256H107V255H109V254H111V255H113V254H115V255H113L114 257H117L118 255H121L122 253H123V251L122 250H125V251H131V252H139V253H137L136 255L138 256V257H140V258H137L138 260H139V262L140 261H142V263L143 264H219V262H218V256H216L218 253H219V251H220V249H219V247L220 246H222L223 245V243H226V241H228V239H234V238H236V240H235V243L234 244H241V245H239L238 244V246H236V245H234L235 247H236V249L235 248H233L232 247V251L234 252H236V253H238L237 251H242L243 253H244V250H246L247 249V251L249 252L250 251V249L251 250H253V248H251L250 246H252L253 245V243H252V241L254 240V238H252V232L251 231H248L247 229H245V230H247V232L249 233H247L246 231H243V229H244V226L245 225H247V219L251 216L250 215V211H248V210H246V211H244V207H245V205H246V202L244 201V192H243V190H240V186H239V190L237 191V192H235V193H233L232 195H234V196H232L233 197V199H231L232 197H230V199H229V197H228V201H225L224 200V198H223V195H222V192H221V190L218 188V187H216L215 185H213V184H210V182L212 181V178H213V176L210 174V169H208L207 171L205 170V167H206V160L207 159H201L200 157V153L198 154V155H195L194 156V158H196V160L195 161H197L196 163H195V161L193 162V158H191V160H192V162H191V160H190V157L192 156V155H189L188 156V153L186 154V148H185V142H186V137H187V133H186V130H187V128H189V127H187V125H189V124H187L186 122L188 121V119H190V120H192V119H197L198 120V122L195 120H193V122H195V124H191V128L192 129H194L195 130V128L196 129H198L197 127H195L196 125H198V123H199V130L201 129V128H204L206 131H207V133L209 134V135H211V138L209 139V142H211V144H216V135H217V132H216V130H215V128L216 129H218L217 127H219L220 125V129H218V130H221V132L219 133L220 135H221V133L223 134V135H221L220 137L221 138H223V140L224 139H227V142H228V145H230V144H233V142L236 140V138L239 136V134H240V131H241V129L243 128V126H242V123H240V122H231V124L232 125H230V124H228V122L226 123L225 121H223V119H225L224 118V116L225 117H228L229 118V116L231 115L230 114V112L228 111L227 113H225L226 112V110H225V112L224 111H222V113L220 114L221 115V117H222V114L224 113V116H223V118L222 119H218L219 120V122H220V125H218L217 123H219V122H215L217 119H215L216 117L218 118V116L219 115H217L216 114V112L218 113V111H220L219 109L220 108H216L215 107V102L213 103H211L212 104V107H215V108H212L211 107V104L209 103V99L211 98V99H214V97H211L210 95L212 94H215L216 92H217V90H215L214 91V89L212 90V89H209L208 87V89L207 88H205L207 85H206V83H205V81H207V79H205V77H198V76H196V75H193L192 77V79L190 78V77H187V75L185 76L184 75V77H186V78H189V79H191V80H193L195 77L197 78V80L196 79H194V80H196L195 81V83H197V84H194V80H193V82H191V84L193 85V87L194 86H196V88H192L191 86H189V84L187 83V80H188V82H189V79H186V78H182V80L181 79H176V80H174V81H171V79H173V78H171L169 81H167V83H164V84H166L168 87H165L164 86V84L163 83H161L162 82V80H160L159 79V76L157 77V75L156 74H158L157 73V65H158V61L161 59L160 57H158L159 55H162V52H161V50L160 51H158L157 52V54L155 53V50H152L153 48ZM215 47V50L213 49ZM60 48V49H59ZM152 48V49H151ZM202 48V50H203V48H205L204 49V51L206 50V49H208V50H206L205 52H207L208 54L206 55L205 54V52L203 51L202 52V50H200ZM226 48V47H225ZM224 48V49H225ZM241 48H243V50L241 49ZM244 48H247V50H245ZM64 49V50H63ZM66 49V50H65ZM77 49V50H76ZM212 49V50H211ZM60 50H62V51H60ZM177 50V51H176ZM214 50V51H213ZM152 51H154L153 53H155V54H153L152 53ZM208 51H211V52H208ZM222 51H223V53H224V50L222 49ZM226 51V50H225ZM43 52H46V50H44ZM48 52H49V50H48ZM71 52H72V54H71ZM75 52V53H74ZM91 52H93V53H91ZM146 52V53H145ZM149 52H151V53H149ZM160 52V53H159ZM176 52V53H175ZM202 52V53H201ZM50 53V52H49ZM148 53V54H147ZM158 53H159V55H158ZM150 54H153L152 56H153V58L155 59V61H152V58L151 57H149V59L147 60V56L149 55V56H151ZM201 54V55H200ZM75 55V56H74ZM158 55V56H157ZM205 55L207 56V57H205ZM213 55H216V57L214 58H212V56ZM72 56V57H71ZM77 56V57H76ZM79 56V57H78ZM189 56V57H188ZM244 56V55H243ZM91 57H92V59H91ZM147 57V58H146ZM186 57V58H185ZM196 57V58H195ZM198 57V58H197ZM248 57V58H247ZM79 58H81V59H79ZM182 58H185L183 61H182ZM189 58H190V60H189ZM195 58V59H194ZM209 58V59H208ZM96 61V62H98V64H94V60ZM181 59V60H180ZM195 61H194V60ZM76 60V61H77ZM152 61V62H150V61ZM163 60V59H162ZM161 60V61H162ZM216 60V59H215ZM62 60L60 59L59 60V63H62L61 62ZM160 61V62H161ZM181 61V62H180ZM189 61V62H188ZM191 61V62H190ZM249 61V60H248ZM149 62V63H148ZM188 62V63H187ZM242 62H241V65H242ZM156 63H157V65H156ZM173 63V62H172ZM99 64H100V66H102V68L104 67V70H106L105 72H104V70H102V68L100 67V69H99ZM156 65L155 67H157L156 69L154 68V65ZM161 64V63H160ZM186 64V65H185ZM191 64H190V67H192L191 66ZM98 67H97V66ZM145 65L148 67H145ZM244 65V66H245ZM94 66V67H93ZM96 66V67H95ZM146 68H144V67ZM243 66V65H242ZM249 66V65H248ZM92 67V68H91ZM247 67V66H246ZM100 70H98V69ZM189 68V69H188ZM142 69V70H141ZM246 69V68H245ZM244 69V70H245ZM138 70V71H137ZM61 72H62V70H61ZM102 72V73H101ZM108 72H111V71H108ZM134 72V71H133ZM138 74H137V73ZM154 72H156L155 74H154ZM189 72V71H188ZM57 73H58V71H57ZM59 73H60V71H59ZM59 73H58V76H60L61 77V75H59ZM89 73H87L86 74V76L89 74ZM142 73V74H141ZM152 73H153V75H152ZM62 74V73H61ZM136 74V75H135ZM165 74V73H164ZM186 74V73H185ZM93 75V76H94ZM98 73L95 75V78H98ZM117 75V74H116ZM133 75H135V76H133ZM178 75V74H177ZM177 75L175 76V75H173L172 74V76H175V78L177 77ZM181 75V74H180ZM179 75V76H180ZM183 75V74H182ZM181 75V77H183ZM88 76H90V75H88ZM131 76H133L132 78H131V81H133L132 83H134V81H135V83H134V85H132V83H130L131 81H130V77ZM153 76H156V77H153ZM59 77V79H58V77H56L57 78V80H59V82H57V84L55 83L57 80L55 79V81H54V83L55 84H53L52 83V86L53 87H49V88H51V91H53L52 92V94H54V89L53 88H56V87H54V85L55 86H57V88L58 89H56V92H55V95H56V93H58L57 94V96L59 95L60 97H61V95H66L67 96V93H66V90H67V88H65L64 87V85H62V81L64 80H62L61 78ZM111 77V78H110ZM138 77V78H137ZM163 77V74H160V78H162ZM180 77V78H181ZM134 78V79H133ZM199 78V79H198ZM164 79H165V77H164ZM264 79V78H263ZM190 80V81H191ZM205 80V81H204ZM245 80H246V78H245ZM126 81H128V84H126ZM161 81V82H160ZM166 81V80H165ZM171 81V83H169ZM203 81V82H202ZM136 82L138 83V84H136ZM59 83V84H58ZM97 83V84H96ZM61 84V85H60ZM92 84V83H91ZM112 84V85H111ZM139 84L141 85V86H139ZM202 86H201V85ZM106 85V86H105ZM125 85V88H122L123 86ZM128 85H129V87H128ZM206 85V86H205ZM51 86V85H50ZM61 86V87H60ZM94 86H96V87H94ZM113 86V87H112ZM115 86V87H114ZM131 86H134L133 88L131 87ZM139 86V87H138ZM165 88H164V87ZM59 87H60V89H59ZM82 87H84V86H82ZM91 87H93V89H94V92H93V89H91ZM111 87V88H110ZM119 89V91L118 92H121V91H123L124 89H128V88H130V90L128 89V92H127V90H124L123 92H124V97L123 96H121V97H123V99H126L125 101H123V99H122V101H118V100H113V98L115 97V99H116V96H118L119 94H117L116 92H117V88ZM144 87V88H143ZM205 88V89H207L206 90V93H207V91L209 90L210 91V93L208 94H206L205 93V91H202V90H204V89H202V88ZM49 88H48V90H49ZM62 88H64V91H63V89ZM86 88V87H85ZM90 90H89V89ZM100 88V89H99ZM105 89V90H103V89ZM114 90H113V89ZM213 88V87H212ZM218 87H215V89H217ZM66 89V90H65ZM135 89H137L136 90V94H138V92H140L139 93V95L138 96H136V97H134L135 96ZM146 89V90H145ZM193 89H195L194 91H193ZM220 88H218V90H219ZM45 91H46V89H44ZM44 90H42V92L44 91ZM69 90V89H68ZM67 90V91H68ZM116 90V92H114ZM192 90V91H191ZM259 90V89H258ZM44 91V92H45ZM62 91V92H61ZM86 91V92H85ZM109 91H111L110 92V94H109ZM131 91V92H130ZM138 91V92H137ZM213 91H214V93H213ZM48 92V91H47ZM47 92H46V95H44V96H47ZM61 92V93H60ZM102 92V93H101ZM105 92L107 93L106 94V96H105ZM143 92V93H142ZM212 92V93H211ZM219 92V91H218ZM254 92V91H253ZM257 92V90L255 91V93ZM64 93V94H63ZM132 93V94H131ZM143 94L146 98L148 97L149 99V101H151L150 100V98H152V100L154 99V101L156 100L157 102V105H158V103L160 104V103H163V99L164 98H167V99H169L170 98V100L169 101H171V99L173 98H177V96H179L178 97V99L179 98H181L182 97V95H183V97H182V99H183V103H184V101L186 100V97H187V100L185 101V106L183 105V103L181 104V106H182V108H181V110H180V108L178 109V111L176 110V112H174L172 109H174V106L173 107H171V111H170V116H168L167 117V119H165L166 121H168V118L169 117H172L173 118V116L174 115H176V114H178L177 112H179L180 114H178V115H176V117L177 116H179V117H183V116H187L188 117V114H189V112H190V114L189 115H191V116H189L188 118L186 117L185 119H183V118H180V121H182V119L184 120V121H186V122H184L185 124H184V126H182L181 128H180V130L182 129V128H185V129H182L181 130V132L183 131L184 132V130H185V138H179V137H181L182 135L180 134V136H178V139L179 140H181L180 142H179V144L181 145L182 143L184 144V146H183V150H182V148L181 147H179V148H177L178 149V152H180L181 151V153L183 152H185L184 154H186L188 157V159L186 160H184L183 159V161H182V158H183V156H184V154L182 155V157H181V155H180V158H181V160H180V163H181V165H180V163L178 164V167H179V165H180V170L182 171H177L178 170V168L176 169L175 168V164H176V162H178L177 161V159H180V158H178L179 156H178V154L176 155V156H178V157H174V160H173V156H172V154H169V153H166L165 152V150H164V148H163V146H162V144L160 143V139L161 138H167L174 130H171V131H169L168 130V132H171L169 135L166 133V135H168L167 137L166 136H164V134H160V132L161 133H165L166 132V130H165V132H163L161 129L163 128L162 126H161V119L162 118H166V116L165 117H163L162 116V114L164 113V112H162V114H160V112L158 113V112H155V113H157V114H152V112L150 113V114H148V112L146 113V115H144V113H143V115H142V110H140V103H139V97H140V94ZM205 93V94H204ZM221 93V92H220ZM49 94H51V93H49ZM48 94V95H49ZM115 94H116V96H115ZM141 94V96L143 97V95ZM55 95L53 96L52 95V97L50 98V95L49 96H47V97H45V99H47L48 101H51L52 103L55 101V99H52V98H56V99H58V98H60L59 96L57 97H55ZM100 96L99 98H101L103 101H104V104H101V103H99L100 101H98V97H95V96ZM104 95V96H103ZM176 95V96H175ZM204 95V96H203ZM206 95V96H205ZM222 96L221 94H217L216 93V95H215V97L217 98L218 96ZM126 96V97H125ZM174 96V97H173ZM220 96H219V98H220ZM65 97V96H64ZM94 99H93V98ZM103 97V98H102ZM108 97V98H107ZM113 97V98H112ZM194 97H195V101H193V99H194ZM210 97V98H209ZM66 98V97H65ZM98 98V99H97ZM127 98H129V99H127ZM130 98H134L135 99V101L137 102V105L139 106H137V108H139V110H138V112H137V109L136 110H134L133 108H131V109H133V110H131V109H127V107H128V105L130 104V105H135V103H134V99H133V101L131 102V99ZM184 98H185V100H184ZM100 99V100H101ZM177 99V100H178ZM191 99V101H189ZM233 100H234V98H232ZM130 101V102H128V101ZM142 100L144 101V99L142 98ZM147 100V99H146ZM166 100V99H165ZM176 100V99H175ZM181 100V99H180ZM180 100H179V102H180ZM207 100V101H206ZM215 100V99H214ZM217 100V99H216ZM215 100V101H216ZM58 101V103L56 104L57 105V107H56V105L55 104H53V105H55L54 107L55 108H57V110H55V112L57 113V115H59L58 117L59 118H57V120L59 119L60 121H58L56 124L57 125H59L60 123H62L63 124V122H64V124L67 122L66 121V118L65 117H62V115H61V113H63V112H65L64 111V109L62 108L61 109V107H58L60 104V101L59 100H56V102ZM96 101V102H95ZM107 101H108V106L107 105H105L106 103H107ZM174 101V100H173ZM201 101H204V102H201ZM55 102V103H56ZM102 102V101H101ZM106 102V103H105ZM122 102V103H121ZM197 103V108H196V110H195V107H196V103ZM200 102L202 103L201 104V106L202 105H204L201 109H200ZM208 102V103H207ZM96 103V104H95ZM103 103V102H102ZM117 103L118 104H122V106H121V104L118 106L117 105ZM124 103H126V104H128V105H124ZM133 103V104H132ZM142 103V102H141ZM145 102H143V104H144ZM147 103V102H146ZM170 103H172V101L170 102ZM176 103V102H175ZM194 104V105H192V104ZM207 103V104H206ZM59 104V105H58ZM101 104V105H100ZM110 104H112V106H110ZM142 104V106H144V105H146V104H144L143 105ZM148 104V103H147ZM149 104H151V103H149ZM152 104H154V103H152ZM174 104V102L171 104V106ZM179 104V103H178ZM208 104H210L209 106H208ZM99 105H100V107L102 108H99ZM103 105H105V108H104V106ZM113 105H117L116 107H114ZM123 105H124V107H123ZM134 105L133 106H130V107H134ZM156 105V104H155ZM180 105V104H179ZM178 105V106H179ZM103 106V107H102ZM110 106V107H109ZM121 106V107H120ZM127 106V107H126ZM177 106V105H176ZM177 106V107H178ZM181 106H179V107H181ZM184 106V107H183ZM200 106V107H199ZM53 107V108H54ZM107 107H109L108 108V110H111V111H113L112 112V114L110 113L111 111H108L109 113H107ZM146 107V106H145ZM145 107H143V108H145ZM177 107H175V108H177ZM185 107H186V109H185ZM189 107H191V109L189 108ZM207 107V108H206ZM104 108V109H103ZM150 108V107H149ZM189 108V109H188ZM198 108H199V110H201V111H199L198 110ZM206 108V109H205ZM208 108H210V111L208 110ZM148 109V108H147ZM185 109V110H184ZM188 109V110H187ZM202 109H205V110H202ZM218 109V110H217ZM59 110H60V113H59ZM175 110V109H174ZM183 110V112H181ZM187 110V111H186ZM198 110V111H197ZM63 111V112H62ZM121 111H123V113L122 114H124V116L121 118V116H122V114H120L121 113ZM130 111V112H129ZM139 111H141L140 113H139ZM184 111H186V112H184ZM204 111V112H203ZM208 111H209V114H208ZM214 111V112H213ZM53 111L51 110V113H52ZM105 112V113H104ZM128 112L129 114H126V113ZM133 112V113H132ZM146 112V111H145ZM171 112L174 114H172L171 115ZM199 112H201V113H199ZM212 112V113H211ZM103 113H104V115H103ZM184 113V114H183ZM55 114V113H54ZM107 114L109 115L108 116V118L107 119H109L108 121H105L106 120V117H107ZM131 114V115H130ZM133 114V115H132ZM148 114V115H147ZM213 116H212V115ZM228 114H230L229 116H226V115ZM56 115V114H55ZM63 115H65V113L63 114ZM128 115V116H127ZM141 115H142V117H141ZM197 116V117H195V116ZM203 115V116H202ZM214 115H217V116H214ZM51 116L52 117H50V115L49 116H46L45 118H43V119H41V121L42 122H44L43 120H45L46 121V118L47 117H49V119H47L48 120V122L50 123V125L48 124V126H49V129L51 130V125L53 124L54 125V128H55V123H53V122H55L53 119H55L56 118V116L55 117H53V113L51 114ZM66 116V115H65ZM101 116V117H100ZM127 116V117H126ZM130 116V117H129ZM135 116H137V118L135 117ZM60 117L61 118H65V120H63V119H60ZM124 117H126V118H124ZM162 117V118H161ZM176 117L174 118V119H176ZM191 117V118H190ZM205 117V118H204ZM53 118V119H52ZM83 118V117H82ZM100 118H105L104 119V121H103V119H100ZM124 118V119H123ZM148 118V119H147ZM84 119V118H83ZM115 119V120H114ZM157 119V120H156ZM214 119V120H213ZM229 119H231V118H229ZM50 120H52L51 122H50ZM61 120H63L62 122H61ZM164 120V119H163ZM172 120V119H171ZM190 120L188 121V122H190ZM217 120V121H218ZM221 120L223 121L222 123H221ZM226 120L227 121H229L227 118H226ZM232 120V119H231ZM66 121V122H65ZM112 121V122H113ZM158 121V122H157ZM166 121L163 123V125H167V123H166ZM170 121V120H169ZM179 121V122H180ZM212 121H214V123L212 122ZM42 122H40L41 124H38L39 126L36 128V131H38V129L40 128V134H41V129L43 130V126H45L44 128L45 129H47V127L48 126H46V125H42ZM47 122V123H48ZM177 120L174 122V124L173 125H177ZM182 122V123H183ZM225 122V123H224ZM52 123V124H51ZM99 123V122H98ZM108 123V124H109ZM156 123V124H155ZM161 123V124H160ZM169 123H171V121L169 122ZM176 123V124H175ZM45 124H46V122H45ZM111 124H113V123H111ZM125 124V125H124ZM141 124H150L151 125V128H147V127H143V126H140ZM160 124V125H159ZM57 125H56V127H57ZM61 125V124H60ZM110 125V124H109ZM114 125H110V126H114ZM127 125V126H126ZM41 126V127H40ZM62 126V125H61ZM63 126H66V125H63ZM126 126V127H125ZM168 126H170V124H168ZM168 126H166L165 128H167ZM172 126V125H171ZM180 126H181V123H180ZM247 126L248 127H250L251 126V123H247ZM51 127V128H50ZM103 127V126H102ZM131 129H130V128ZM162 127V128H161ZM187 127V128H186ZM194 127V128H193ZM53 128V129H54ZM59 128V126L57 127V129ZM64 128V127H63ZM128 128V129H127ZM169 129H170V127H168ZM176 128H179V127H176L175 126V129ZM164 129V128H163ZM47 131V133L46 132H42V134L43 133H45V135H46V138H43V139H47V143L46 144H48L47 146V148H48V150L50 149L49 147V144H51V146L53 145V143L55 142V143H57V142H59V141H57V139H56V136L54 135L58 130H55V133L53 134V133H51L52 131H54V130H51V131ZM61 130H62V128L60 127V129H59V131H60V133H61ZM179 130V131H180ZM29 131H30V133H29ZM32 131H34V129H30V130H28L27 132H26V136L27 137H29V136H32L31 138H29L30 140H27V144H30L31 146H33L34 147V149L36 150V152H38V150L37 149H39V153L41 154L42 152H43V154H41V157L40 156H38V157H40L42 160H43V158H45V157H47V158H45V163H47V165H50L51 166V164L53 165V162L54 161H56L57 163H55L54 162V166L52 167L53 169V171H51V173H52V175H53V172L57 169H63L62 171H59V172H62V173H59L57 170V172H58V174H59V176L61 175V177H60V179H59V176H55V178H57V180H60V182H61V179H62V177L64 178V179H62V181L64 182V180L66 179V175L67 176H69V178H67V179H69V180H65V182H71L73 185L72 186H76L75 185V180L74 179H76L75 177H80V174H81V177H80V179L83 181V187H85L86 186V182H84V181H89V180H85V179H87L88 177H85V176H88V174H86L85 176H84V172H82V171H86L85 169H83V168H80L79 169V167H81L82 165H80L81 163L78 161V163H77V158H75V157H73V156H76L77 157V152H76V154L75 155H72L73 153H74V150L73 149H71V147H70V150H73V152L71 151V152H69V151H65L66 149H68L67 148V146L69 145V146H71L72 144H74V145H72L73 146V148L75 149V147H76V145H75V142L74 143H72L74 140H72V142H71V145H70V141H68L67 143L66 142H63V140H68V138H67V135H66V138H64L63 136H62V134L61 135H59V133H57V136L59 135V139L60 138H62V140H60L61 142H63V144H61V143H59V145L57 144V147L58 148H56V144L55 145H53L52 147H51V149H50V151L48 152V150H47V153H46V144H45V146H44V144L42 145V143H44V142H46L45 140H43V139H41L42 137H40V138H38L40 135H39V133L37 134V137L35 136V134H36V131H34V135H31L33 132ZM44 131V130H43ZM58 131V132H59ZM63 131V130H62ZM131 131V132H130ZM178 131V132H179ZM189 131V130H188ZM196 131H198V130H196ZM213 131V132H212ZM215 131V132H214ZM128 132H130V133H128ZM178 132H177V135H178ZM182 132V133H183ZM190 132V131H189ZM50 133H51V135H50ZM30 134V135H29ZM53 134V135H52ZM129 134H131V135H129ZM135 135V137H133V138H135V139H132V137H128V135L129 136H133V135ZM39 135V136H38ZM171 135H173V133L171 134ZM184 135H183V137H184ZM200 135H201V138H202V140L204 141V143H205V139H204V137H203V135L200 133ZM33 136H34V141H36V142H34L33 140H32V138H33ZM43 137H44V135H42ZM62 136V137H61ZM174 136V135H173ZM189 136V135H188ZM234 136V137H233ZM113 137V138H112ZM128 137V138H127ZM175 139L177 138L176 137V134H175ZM127 138V139H126ZM138 138V139H137ZM148 138V140L146 141V139ZM169 138V137H168ZM27 139V138H26ZM72 139V138H71ZM106 139H107V137H106ZM105 139V140H106ZM108 139V140H109ZM119 139V141H117ZM131 139V140H130ZM169 139H173V140H171V141H173V143L175 142V141H179L178 139H174V138H172V137H170ZM31 140H32V142H34V144L33 143H31ZM49 140V141H48ZM111 140H109V141H111ZM135 140V141H134ZM182 140L184 141V142H182ZM38 141H39V143H38ZM134 141V142H133ZM137 141H139V142H137ZM147 142L146 144L144 143V142ZM49 142V143H48ZM53 142V143H52ZM105 141H104V143H106ZM118 142V143H117ZM120 142V143H119ZM122 142V143H121ZM129 142V143H128ZM136 142H137V144H136ZM38 145H37V144ZM68 144L67 146H64V144ZM110 143V144H111ZM126 143V144H125ZM148 143L150 144V145H148ZM26 144V145H27ZM63 145V146H61V145ZM98 144V145H99ZM132 144V145H131ZM177 147H178V143L177 142H175L174 143ZM182 144V145H183ZM30 145H28V147L30 146ZM97 145V146H98ZM105 145V144H104ZM129 145V146H128ZM136 145V146H135ZM179 145V146H180ZM181 145V146H182ZM110 146V145H109ZM144 146V147H143ZM40 147V148H39ZM63 148L62 149V153L60 152L61 151V149L60 148ZM121 147V148H120ZM124 147H126V148H124ZM149 147L151 148V149H149ZM78 148V147H77ZM80 148V147H79ZM82 148V147H81ZM176 148V147H175ZM54 149H57L56 151L54 150ZM58 149L60 150L59 152H58ZM108 149H110V150H108ZM120 149V150H119ZM123 149H125V150H123ZM146 149V150H145ZM177 149H176V151L175 152H177ZM236 149V148H235ZM30 149L28 148V150L27 151H29ZM33 150V149H32ZM120 152V156L119 157H117L118 155H119V152ZM148 150H152V152L153 153H150V154H152V156H154V160H151V159H148V156L147 155H149V154H147V152L146 151H148ZM173 150H175V149H173ZM27 151H26V153H27ZM34 151V150H33ZM33 151H31V155H33V157L32 156H30L29 157V153H28V155L24 158L25 160V165L26 166H24V167H27V170H26V174L28 175V176H26V174L24 173V175L26 176V177H28V179H26V183H27V185L29 186V184H31V186H32V188L33 189H31V187L30 188H28V190H27V188H26V191L23 189L22 191H21V201H22V204H23V206L25 207V209H26V211H25V215H24V218H26V219H24V220H26V229H27V231H26V233H30L29 234V237L30 238H32V242H31V240L30 239H27V241H26V245L28 244L29 246H30V244H31V246H30V248L29 247H26V249L28 250V251H26L27 253V257L29 256L30 257V260H31V262H33V261H35V262H37V261H39V263L40 264H43V262H44V264H46V262H48L49 261V259H50V257H45L46 255H48V254H46V252H45V250H46V246L45 245H47V243L45 244V242H44V240H46V242H47V239H45L46 237V232H48V230H49V234L51 235L52 234V236L55 234V232H52L51 233V231L50 230H52V231H56L57 232V229L56 230H54V229H52V228H54V224L53 223H50L53 227H50V228H48V230H47V227H49L50 226V224H49V222H50V216H49V214L50 213H48V214H46L47 213V211H52V213H51V216L53 217L54 215H55V212H53V207H52V202H51V200L49 199V198H47L48 196H46L45 197V195H44V191H41V190H43V189H41V188H43L42 186H43V176L41 177L40 175H42V173L40 172L41 171V169H39L40 167H39V163H40V160L39 159H35V158H37V157H34V152ZM107 151V152H106ZM123 151V152H122ZM149 151V152H150ZM222 151L225 153V157L224 158H226V159H228L229 157V155L232 153V152H234V149H233V147H227L226 145H224V147H223V149H222ZM51 152V153H50ZM56 152V153H55ZM66 152V153H65ZM79 152V151H78ZM91 152V151H90ZM129 152V153H128ZM139 152V153H138ZM164 152V153H163ZM222 152V153H223ZM53 153V154H52ZM65 153V154H64ZM80 153L82 154V151H80ZM127 153V154H126ZM163 153V154H162ZM173 153H174V151H173ZM56 154V157H54V155ZM61 154V155H60ZM101 154V155H102ZM129 154V155H128ZM146 154V155H145ZM38 155V154H37ZM42 155H43V158H42ZM46 155V156H45ZM49 155V156H48ZM63 155V156H62ZM84 155V154H83ZM82 155V156H83ZM86 155V154H85ZM116 155V156H115ZM127 155L128 156H130V157H127ZM134 155V156H133ZM161 155V156H160ZM224 155V154H223ZM78 156H80L81 157V155L78 153ZM122 156H124V157H122ZM146 156H147V158H146ZM151 156V155H150ZM151 156V157H152ZM29 157V158H28ZM93 157V156H92ZM111 157V158H112ZM113 157V158H114ZM150 157V158H151ZM159 157H160V160H161V162L162 163H164V165L161 163V162H159L160 160H158L159 159ZM186 157V156H185ZM193 157V156H192ZM199 157V158H198ZM21 158L23 159V157L21 156ZM28 160H27V159ZM60 158V159H59ZM129 158V159H128ZM175 158H177L176 159V161H175ZM53 159V160H52ZM78 159H79V157H78ZM80 159H82V158H80ZM156 159V160H155ZM171 159V160H170ZM29 160H31V161H29ZM46 160H47V162H46ZM53 161L52 163L50 162V161ZM74 160V161H73ZM87 160H89V161H91V159H87ZM122 160H124L123 162H122V164H123V168L122 169H124L123 171H122V169L121 170H119L120 169V167L122 166L121 164H120V161H122ZM131 161V162H129V161ZM136 160H139V164H141L140 165V169L138 168V165L135 163V161ZM173 160V162L174 163H171V161ZM28 161V165H27V162ZM76 161V162H75ZM93 161V160H92ZM94 161H96V159H94ZM170 161V162H169ZM182 161V162H181ZM234 161V160H233ZM36 162V163H35ZM50 162V163H49ZM86 161H84L83 160V163H85ZM146 162H151V163H153L152 165H151V172H150V170L147 168V170H149L148 172H146L145 170H143V168L144 167H147L148 166V163H146ZM168 162V163H167ZM187 162V163H186ZM205 162V163H204ZM208 162H209V160H208ZM32 163V164H31ZM34 163H35V165L36 166H33L34 165ZM131 163H133V164H131ZM150 163V164H151ZM193 163H195V164H193ZM198 163V164H197ZM41 164H43V163H41ZM71 164H73L72 166H73V168H74V171H75V173L73 172V170H71ZM76 164H79V165H76ZM86 164V163H85ZM130 164V165H129ZM174 164V165H173ZM183 164V165H182ZM193 164V165H192ZM56 165V166H55ZM76 165V166H75ZM127 165H129V167L127 166ZM167 165H169L168 167H167ZM173 165V166H172ZM33 166V167H32ZM42 166V165H41ZM46 166V165H45ZM49 166V167H50ZM68 166H70V169H67L68 168ZM77 167L76 169H75V167ZM84 166V165H83ZM82 166V167H83ZM125 166H126V168H125ZM150 166V165H149ZM159 166V167H158ZM182 166V167H181ZM195 167V170H194V167ZM48 167V168H49ZM55 167H56V169H55ZM58 167V168H57ZM108 167V168H107ZM117 167H119V168H117ZM155 167V168H154ZM157 167H158V170H157ZM36 168H37V170H36ZM43 168H46V167H44L43 166ZM72 168V169H73ZM26 169V168H25ZM30 169V170H29ZM32 169V170H31ZM47 169V168H46ZM115 169H117L116 171H114ZM155 169V170H154ZM35 170H36V172H35ZM68 171V174H67V172H64V171ZM70 170V171H69ZM76 170H78L77 171V173H76ZM175 170V171H174ZM27 171L29 172V173H27ZM31 171H32V173H31ZM55 171V172H56ZM127 171H135V172H138L139 174H141V173H143V174H148L147 176H151V178H153V179H155V180H150V181H147L146 180V182H145V180L140 176V179H139V181L136 183V184H134V185H130L128 188H126V187H124V185L122 186V187H120V186H117L116 184H117V182H116V180L117 179H119V180H123L124 179V177H125V173L127 172ZM38 172H40V173H38ZM64 172V173H63ZM81 172V173H80ZM153 172V173H152ZM50 172H48V174H49ZM71 173V174H70ZM70 174V175H69ZM75 174H78L77 176H75ZM156 174V175H155ZM33 175V176H32ZM199 175V176H198ZM54 176H53V180L55 179L54 178ZM72 176V177H71ZM173 176L175 177V178H173ZM35 177H39V179H37V178H35ZM70 177H71V180H70ZM198 177H200L203 181L201 182V181H199V183H198V181H197V178ZM50 178H51V176H50ZM85 178V179H84ZM43 179V180H42ZM89 179V178H88ZM25 180V179H24ZM52 180V179H51ZM28 181V182H27ZM144 181V182H143ZM214 181V180H213ZM30 182V183H29ZM41 182V183H40ZM80 182V181H79ZM143 182V183H142ZM173 182V183H172ZM201 182V183H200ZM204 182V183H203ZM24 183V182H23ZM42 185V186H40V184ZM70 183V184H71ZM77 183H78V181H77ZM88 183V182H87ZM115 183V184H114ZM25 184V183H24ZM65 184V183H64ZM175 184V185H174ZM26 185V184H25ZM34 185H35V187H34ZM36 185H37V187H39L40 188V191L42 192H40V191H38V192H36L37 190H39V188L37 189L36 188ZM67 185V184H66ZM65 185V186H66ZM69 185V184H68ZM68 185L66 186V187H68ZM85 185V186H84ZM89 185V183L87 184V186ZM165 185V186H164ZM198 185H200V187H198ZM201 185H203V187L201 186ZM77 186H78V184H77ZM80 186H81V184H80ZM140 186H143V187H140ZM71 186L69 185V188H70ZM89 187V186H88ZM87 187V188H88ZM165 187H167V188H165ZM68 188V189H69ZM73 188V187H72ZM72 188H70L71 190H72ZM87 188H86V190H87ZM143 188V189H142ZM34 189H35V191H34ZM68 189H66L67 191H68ZM74 190L72 191L73 192V195H77V193L79 192V190L77 189V187L76 188H73ZM78 190L77 192H74V191H76V190ZM123 189H125V192L123 191ZM141 189V190H140ZM144 189H145V191H144ZM168 189H170V190H168ZM84 190V188L82 189V190H80V191H83ZM86 190L83 192L84 194L86 193ZM112 190V189H111ZM163 190H165V191H163ZM28 191V192H27ZM141 191V192H140ZM144 191V192H143ZM172 191V192H171ZM36 192V193H35ZM70 190H69V193H72ZM120 192H122L121 194H120ZM124 192V193H123ZM140 192V193H139ZM38 193V194H37ZM41 195H40V194ZM68 193V192H67ZM69 193H68V195H69ZM141 193H144V194H141ZM32 194V195H31ZM79 195H81L80 194V192L78 193ZM67 195V194H66ZM67 195V196H68ZM78 195V196H79ZM41 198H40V197ZM77 196V199L79 198V197H81V196H79L78 197ZM142 196V197H141ZM163 197V198H162ZM171 197V198H170ZM31 198H32V200H31ZM34 198H36L35 200H34ZM70 198V199H71ZM126 198H128V199H126ZM162 198V199H161ZM174 200H173V199ZM37 199H38V201H37ZM105 199V200H104ZM40 200H42V201H40ZM175 200H177V202H175L174 203V201ZM230 200V201H229ZM72 201V200H71ZM79 201V200H78ZM77 201V202H78ZM99 201H100V203H99ZM104 203H103V202ZM179 201L182 203V202H184V203H186V205H187V207H188V210H190V212H189V220H187L188 219V216H186L185 215V208H184V210L179 206ZM40 202V204H38ZM43 202H44V204H43ZM157 202V203H156ZM231 202V203H230ZM45 203H46V206H45ZM49 203H51V204H49ZM79 203V202H78ZM98 203V204H97ZM144 203H146L145 205H144ZM29 204V205H28ZM38 205V206H36V205ZM47 204H49V205H47ZM94 204V205H93ZM114 204V205H113ZM136 204V205H135ZM139 204H140V206H139ZM147 204H148V206H147ZM175 204H177L181 209L180 210H178V209H176V208H173V207H175L176 205ZM230 204V205H229ZM35 207H34V206ZM96 205H98V206H96ZM102 205V206H101ZM104 205H106V206H108V207H103ZM160 205V206H159ZM174 205V206H173ZM229 205V206H228ZM243 206V209L241 210V211H239V210H237V206ZM49 206H51V207H49ZM133 206H135V207H133ZM145 206V207H144ZM177 206V207H178ZM38 207H40V208H38ZM45 207V208H44ZM78 207H79V209H78ZM139 207V208H138ZM141 207V208H140ZM152 207V208H151ZM30 210H29V209ZM49 210H48V209ZM52 208V209H51ZM81 208V209H80ZM135 208H137V209H135ZM40 209V210H39ZM44 209H46V210H44ZM104 209V210H103ZM136 211H135V210ZM173 209H175L174 211H173ZM9 210V208L7 209V211ZM28 210V211H27ZM93 210V211H92ZM98 210V211H97ZM99 210H103L104 212V215H103V213L102 212H99ZM121 210V211H120ZM140 210V214L142 213V210L143 211H146V212H144V214L142 215L143 217L145 216V218H147V216H149L148 218H150V219H152L151 220V224H149V222L148 223H146L147 221H144V223L143 222H141V227L139 226V228H138V230H134V231H132V229H133V227H135V226H133V224H132V227H130V225H129V221H134V220H136V219H134L133 220V216H135L136 214H138V213H136L137 211H139ZM149 210H150V212H149ZM161 210V211H160ZM46 211V212H45ZM112 211H114V212H116V213H113ZM152 211V212H151ZM164 211V212H163ZM177 211V212H176ZM30 212V213H29ZM43 212H45V214L43 213ZM84 212V213H83ZM98 212V213H97ZM113 213V214H111L110 215V213ZM174 212V214H172ZM186 212H187V210H186ZM9 213V212H8ZM44 215H43V214ZM86 213V215H84L83 216V214H85ZM108 213V214H107ZM129 213V214H128ZM147 213V214H146ZM150 213V214H149ZM155 213V214H154ZM161 213L163 214V215H161ZM1 214H2V212H1ZM11 214V215H10ZM80 215V221H81V223L83 224V222L84 221H86L87 220V222H86V225H85V222H84V226H86L83 230L80 228L81 227V223H80V221H79V219H77V217H78V215ZM97 214H98V216H97ZM124 214V215H123ZM157 214V215H156ZM170 214V215H169ZM176 214V215H175ZM187 214V213H186ZM3 215V214H2ZM2 215H0V218H1V216ZM9 217H5V220L3 219L1 222H0V225H3L4 224V222L6 221V219H7V222H9L8 220H10L11 222H13L14 221V219L16 220V219H18L17 218V216L16 215H14L13 213H12V211L9 213V214H7ZM13 215V216H12ZM28 215V216H27ZM39 215H40V217H39ZM49 216V218H48V216ZM91 217H90V216ZM119 215V216H118ZM121 215V216H120ZM172 215H174V216H172ZM12 216V217H11ZM16 216V218H14L13 219V217H15ZM46 216H47V219H46ZM88 216V217H87ZM94 216V217H93ZM103 217V216H105V217H103V218H100V217ZM107 216H109L108 218H106ZM129 216V217H128ZM137 216V215H136ZM139 216H141V215H139ZM141 216V217H142ZM169 216V218H167ZM176 216V217H175ZM185 216V217H184ZM32 217H34L35 218V222L34 221H32V220H34ZM37 217V218H36ZM55 217H56V215H55ZM82 217H84V219H82ZM93 217V218H92ZM158 217H159V219H158ZM174 217V218H173ZM43 218V219H42ZM104 218H106V219H104ZM144 218V219H145ZM48 219H49V221H48ZM54 219V218H53ZM143 219V218H142ZM141 219V220H142ZM45 220H47V221H45ZM78 220V221H77ZM84 220V221H83ZM101 220H103V221H101ZM126 220V221H125ZM140 220V221H141ZM154 220V221H153ZM236 220V221H235ZM37 221V222H36ZM41 221V222H40ZM46 222V224H44L45 222ZM83 221V222H82ZM93 222V224H91L92 222ZM96 223H95V222ZM98 221V222H97ZM227 221H231V223L233 224V221H234V223H235V227L237 228L239 225H241V227L239 226L236 230H234V226H233V228L232 227H230L232 224H230V226H228L227 224H228V222ZM32 222V223H31ZM38 222H39V224H38ZM44 222V223H43ZM52 222V221H51ZM90 222V223H89ZM104 222V223H103ZM107 222V223H106ZM122 222V223H121ZM226 222H227V224H226ZM262 225H264V216H263V218H262ZM78 223H79V225H80V227L78 226ZM106 223V224H105ZM120 223L124 226L125 225V228L127 229L128 227H130L129 228V230L127 229L126 231L125 230H123L122 229V225H120ZM134 223V222H133ZM136 223V222H135ZM134 223V224H135ZM230 223V222H229ZM41 224V225H40ZM42 224H44V225H42ZM99 224V225H98ZM100 224L102 225V226H100ZM36 227H35V226ZM46 225H48V226H46ZM73 225V224H72ZM126 225H128V227L126 226ZM136 225V224H135ZM244 225V226H243ZM34 226V227H33ZM57 226H59V225H57ZM56 226V227H57ZM89 226V227H88ZM90 226H91V228H90ZM137 226V225H136ZM28 227V228H27ZM30 227V228H29ZM39 227V228H38ZM42 227H43V229H42ZM69 227H71V226H69ZM73 227V226H72ZM76 227V228H75ZM78 227V228H77ZM106 227V228H105ZM229 227V228H228ZM35 228H38V231H37V229L35 230ZM41 228V229H40ZM124 228V227H123ZM132 228V229H131ZM228 228V229H227ZM230 228H232L231 230H232V232H233V234H231L230 235V233H232V232H228V230L230 229ZM241 228V229H240ZM243 228V229H242ZM29 229H31V230H29ZM42 230L41 231V233H40V230ZM45 229H46V231H45ZM58 229H59V227H58ZM76 229V230H75ZM78 229V230H77ZM80 229V230H79ZM88 229L91 231H89L88 232ZM241 231H240V230ZM93 230V231H92ZM43 231H44V233H43ZM234 231L236 232V234H237V237H239V236H241V238L240 239H242V240H240L239 238H237V237H235L236 236V234L234 235ZM243 231V232H242ZM31 232H33V233H31ZM37 232H38V234H37ZM84 232V231H83ZM130 232H132V234H134V235H131V233ZM241 232V233H240ZM40 233V234H39ZM54 233V234H53ZM90 233V234H89ZM96 233V234H95ZM28 234H26V236L28 235ZM33 234H34V237H32L33 236ZM42 234H43V237H42ZM48 234V235H49ZM79 235L80 234H82V233H78ZM84 234H82L84 237H86ZM226 234L228 235L229 234V236H226ZM241 234V235H240ZM244 234V235H243ZM245 234H247L246 235V237H245ZM37 237H36V236ZM45 235V236H44ZM234 235V236H233ZM38 236H39V238H38ZM45 237V238H44ZM81 238H82V236H80ZM89 237H91V235L89 236ZM33 238H34V240H33ZM36 238V239H35ZM43 238V239H42ZM92 238V237H91ZM98 238V239H97ZM252 238V239H251ZM38 239V240H37ZM84 239V238H83ZM82 239V240H83ZM86 239V238H85ZM88 239L89 238H87L86 239V241L88 242ZM245 239H248V240H245ZM30 240V241H29ZM42 240V242L40 243V241ZM244 240H245V242H244ZM252 240V241H251ZM34 241V242H33ZM38 241V242H37ZM225 241V242H224ZM247 241V242H246ZM29 242V243H28ZM44 242V243H43ZM100 242V243H99ZM250 242V243H249ZM255 242V241H254ZM9 242H8V240H0V252H2L3 251V254H5L4 253V251L5 250H8V244ZM37 243V244H36ZM41 245H40V244ZM245 243H246V246H249V244H250V246H249V248H247V247H245ZM252 243V244H251ZM32 244H33V246H32ZM35 244V245H34ZM101 244V245H100ZM38 245V246H37ZM35 246V247H34ZM42 248H41V247ZM126 246V247H125ZM233 246V245H232ZM241 246V247H240ZM243 246V247H242ZM253 246H256V244L255 245H253ZM39 247H40V249H39ZM123 247H125V248H123ZM129 249H128V248ZM34 250H33V249ZM121 248H123V249H121ZM37 249H39V250H37ZM42 249H43V252L41 253L40 251H42ZM102 249V250H101ZM256 249V248H255ZM2 250V251H1ZM38 251L37 252V254L35 255V253H36V251ZM112 250V251H111ZM115 250V251H114ZM257 250V249H256ZM263 251H262V253H261V258H260V260H256V258H255V260L256 261H254L253 263H252V261H251V264H264V248L262 249ZM6 252V251H5ZM29 252H31L30 254H29ZM40 252V253H39ZM118 252V253H117ZM119 252H121L120 254H119ZM235 252H234V254H235ZM247 252V253H248ZM252 252H254V251H252ZM251 252V253H252ZM256 252V251H255ZM254 252V253H255ZM109 253V254H108ZM245 253H246V251H245ZM253 253V254H254ZM29 254V255H28ZM107 254V255H106ZM35 255V256H34ZM62 255H66V253L65 254H61V256ZM110 255V256H111ZM33 256V257H32ZM43 256V257H42ZM216 256V257H215ZM29 257H28V259H29ZM34 257L35 258H37V259H34ZM45 257V258H44ZM119 257V256H118ZM217 258V259H216ZM40 259V260H39ZM48 261H47V260ZM29 260V261H30ZM42 260H44L42 263H41V261ZM50 260H52V258L50 259ZM46 261V262H45ZM49 264H50V262H48ZM47 263V264H48ZM250 263V262H249ZM37 264V263H36ZM52 264H54L53 263V261H52Z\"/></svg>","mask_w":264,"mask_h":264},{"label":"crops","instance_id":"0c3cea01","mask_svg":"<svg viewBox=\"0 0 264 264\" xmlns=\"http://www.w3.org/2000/svg\"><path fill=\"white\" fill-rule=\"evenodd\" d=\"M200 133L204 136L207 147L217 148L216 145L209 142L211 135L204 128L200 129ZM234 151L237 155L234 161L224 158L225 155L222 157L210 156L205 161V170L210 169L212 180L216 182L233 178L240 186V190L244 192V201L246 202L244 211L248 210L252 215L258 210L264 216V132L255 133L251 126L248 127L247 135L240 140ZM139 179L138 172L127 171L123 180H116V185L120 187L124 185L128 188L130 185L136 184Z\"/></svg>","mask_w":264,"mask_h":264},{"label":"trees","instance_id":"16d2710c","mask_svg":"<svg viewBox=\"0 0 264 264\" xmlns=\"http://www.w3.org/2000/svg\"><path fill=\"white\" fill-rule=\"evenodd\" d=\"M140 126L147 127V128H151V125L150 124H141Z\"/></svg>","mask_w":264,"mask_h":264}]
</instances>
